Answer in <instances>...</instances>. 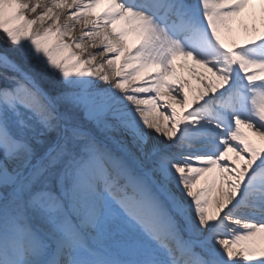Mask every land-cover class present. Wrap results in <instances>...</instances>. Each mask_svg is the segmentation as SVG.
Here are the masks:
<instances>
[{
  "label": "snow or ice",
  "instance_id": "1",
  "mask_svg": "<svg viewBox=\"0 0 264 264\" xmlns=\"http://www.w3.org/2000/svg\"><path fill=\"white\" fill-rule=\"evenodd\" d=\"M0 264H264V0H0Z\"/></svg>",
  "mask_w": 264,
  "mask_h": 264
},
{
  "label": "bare ground",
  "instance_id": "2",
  "mask_svg": "<svg viewBox=\"0 0 264 264\" xmlns=\"http://www.w3.org/2000/svg\"><path fill=\"white\" fill-rule=\"evenodd\" d=\"M48 3L49 5L51 4V0H48ZM42 10V9H41ZM101 9H97V11H100ZM67 19V16H66V13L64 15H62L61 17V23L63 24L65 22V20ZM244 19H245V22L246 23H250L251 21L248 19L247 15L244 16ZM73 23H76V28L73 32V36L76 37V38H79L80 35H81V32L83 30V24L82 22H75L73 21ZM235 31L233 33V36H232V39H234L236 42L238 43H241L243 42V40L245 39V32L243 31V29H241L239 27V25H234L233 26ZM66 40H68V42H71V40L69 38H65ZM133 41L130 40V44L132 43ZM90 44H91V41H85V48H86V51L83 53V55L85 57L89 56V55H96V61H95V64L92 65L93 67H95L96 65H99L101 63L104 62V59L105 57L99 55V49H93L90 47ZM73 51H76L77 53H80L81 50L80 49H73ZM181 63V61H177V64L179 66V64ZM178 70L181 72L183 78L186 80V81H189L191 86L193 88H195L197 85H198V81H197V78H196V75L191 71L190 68L188 67H185V68H178ZM104 71L105 72H109V74H111V70L108 68L107 65H105V68H104ZM159 114V110H157L156 113H154V115H158ZM161 139H163L161 137ZM199 187V185H198ZM215 195V193H214Z\"/></svg>",
  "mask_w": 264,
  "mask_h": 264
}]
</instances>
